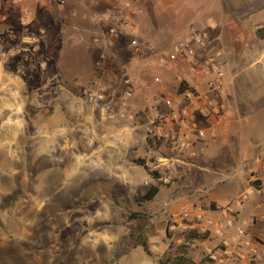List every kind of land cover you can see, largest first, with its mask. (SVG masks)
Listing matches in <instances>:
<instances>
[{
	"label": "rangeland",
	"instance_id": "374dc122",
	"mask_svg": "<svg viewBox=\"0 0 264 264\" xmlns=\"http://www.w3.org/2000/svg\"><path fill=\"white\" fill-rule=\"evenodd\" d=\"M52 1L58 10H72L76 2ZM90 1L82 8L94 18L103 9ZM35 2L27 0L25 8H37ZM199 2L196 10L202 17L189 19L187 10L174 23L161 10L151 11L155 24H174L181 32L185 28L171 39L156 37L155 43L148 33L142 38L125 32L124 13H113V8L112 15L119 18L99 23L103 45L101 39L88 49L66 44L64 35L61 40L56 33L45 49L0 62V264H171L178 256L186 264L264 262V233L250 238V221L233 215L227 217L233 225H227L205 191L217 180L218 170L238 160L240 140L252 157L249 163L256 164L259 157L264 164V147L258 153L255 146L264 140L258 123L240 129L234 122V146L219 152L214 147L228 138L230 121L248 114L246 97L264 108V92L256 95L243 84L248 76L264 80V39L256 35L264 27V0ZM14 5L0 0V15L14 11ZM37 21L49 26L43 16ZM27 23L24 17L23 29L29 32ZM110 28L121 32L117 38L109 36ZM192 30L205 43L204 51L197 50L201 72L193 74L187 63H160ZM133 39L141 49L136 54L127 46ZM25 43L36 48L38 41L32 36ZM209 58L217 72L207 70ZM152 70H162L167 81ZM216 78L219 87L211 96L228 106V121L211 136L207 123L197 119L205 137L185 131L190 145L180 152L181 145L165 137L169 110L157 101L171 99L179 109L190 106L186 92L196 97L210 82L215 85ZM181 82L187 85L183 93L178 91ZM84 92L103 94L104 100L88 101ZM249 168L248 179L259 183L253 197L264 201L259 169L253 164ZM150 186L158 187L156 196L141 200ZM209 219L218 227L200 231ZM136 230L145 236L151 255L136 245ZM225 249L229 254L223 261L210 258Z\"/></svg>",
	"mask_w": 264,
	"mask_h": 264
},
{
	"label": "crops",
	"instance_id": "0c3cea01",
	"mask_svg": "<svg viewBox=\"0 0 264 264\" xmlns=\"http://www.w3.org/2000/svg\"><path fill=\"white\" fill-rule=\"evenodd\" d=\"M10 1L16 4L14 5L15 10L8 11L6 9L5 12L0 15L1 63L10 62L15 58H17V60L18 58H25L26 50L32 51L38 49L41 51L45 49L47 47V42H55L53 35H56V33L61 36V40L64 35L63 37L65 40H63V42L66 44L79 45L82 48L88 49L93 43H96L101 39L99 44L103 45L106 41L105 36L103 35L105 32L100 29L99 23L101 21L112 22L113 18H119L112 15L113 8V13H115V11L124 13L120 14V18H124L126 21L123 25L125 32L138 33L142 38L144 37L143 34L148 33V37H151L155 43L161 36H166L171 39L175 34L174 32L179 30L176 29V27H173L174 24L170 27L166 26L164 23L162 26L155 24L154 13L151 11L156 14L157 10H161L164 16L173 21V23L180 17H186V14L182 15V13H186L187 10L189 11L187 15L189 19L195 15H197L195 17H202V13L199 14L200 10H196L197 7H200L199 1L201 0H130L132 4L130 11L125 10L123 2L126 0H91L90 3L96 1L95 3L100 4L101 9H103L97 17L95 16L94 18L91 10L86 11L82 8V5L87 3H85V0H75V6L72 10H65V8L58 10L52 0H36L33 6L37 5V8L34 7L33 9H30L29 7L25 8L27 0H7V3ZM66 3L67 5H70L72 4V0H67ZM105 6H109L110 8L104 10ZM193 11L194 14L192 13ZM40 16L47 18L49 26H46L45 28L38 23L37 18H40ZM208 16L205 12L204 17ZM24 17L27 18V24L30 28L29 32L28 30L25 31L23 29ZM143 25L147 28H144ZM184 29L182 32L179 31V33H184ZM118 32L121 33L120 31ZM49 35L52 38H50ZM32 36L37 38L38 44L36 48L32 46L30 47L25 43V41L28 43L29 38ZM142 47L147 48L146 45ZM30 59H32V57ZM152 71L156 75H161V78L165 82L167 81L162 70ZM251 77L252 76H248L246 82L243 83L245 89L249 88L250 91L256 95L263 94L264 80L260 81L258 78L255 80L253 77V79H251ZM231 89L235 91L234 85ZM234 97L235 96L233 95L231 100H234ZM244 101H246L245 104L248 107V114L242 116L241 119L238 118L237 120L228 123V138L223 145L219 143L214 145V147L218 149L217 152L226 150L227 148L231 149L232 146H234L235 141L232 138V135H234L232 133V125L234 122H237L234 126L238 125L240 129L249 123L253 126L258 123V127L264 129V119H262L263 121L259 120L260 116H264V108H259L255 103L251 104L248 97H246ZM231 106H234L233 103ZM242 146L243 144L240 140L237 145L238 154L236 158L238 160L228 166V168L224 166L221 170H218L215 174L217 180L208 184L205 191L210 194V200L215 202L217 208L216 212L219 214L218 217L220 219H223V213L228 209L231 210L233 212L231 215L234 217L242 219L243 221H250V229L247 235L250 238H256L257 236H260L261 233H264V230L258 229L259 224L264 225V201H261V199L256 200V198L253 197L256 190L253 187L251 180L248 179V171L250 169L249 166L253 164L254 167L259 169L260 174L258 175V178L264 183V164L260 163L259 157H256L254 160L256 164L249 163L252 157ZM255 146L259 148V150H257L259 153L263 150L264 140L256 142ZM202 176L205 178L207 177L204 173H202ZM203 183L204 185L206 184L205 182ZM236 201L239 202L238 205H236ZM259 264H264V262H260Z\"/></svg>",
	"mask_w": 264,
	"mask_h": 264
},
{
	"label": "built area",
	"instance_id": "2783aa9c",
	"mask_svg": "<svg viewBox=\"0 0 264 264\" xmlns=\"http://www.w3.org/2000/svg\"><path fill=\"white\" fill-rule=\"evenodd\" d=\"M61 3H63V1H61ZM124 7L131 10V1L126 0L124 3ZM108 34L111 38L118 37V31L116 28H110L108 30ZM127 46L135 54L141 51L139 43L134 39L130 40L127 43ZM197 50L204 51L205 43L201 35L195 33V31L192 30L184 38L183 41L175 45L173 49L164 57H161L159 62L162 64H170L173 67H176L181 63H187L190 71L193 74L198 75L201 72L202 64L199 63L198 59L200 55L197 53ZM205 66L208 71H218V67L212 58H209L205 61ZM220 75L221 74L219 73V75L217 76L220 77ZM216 79L215 85L214 82H210L208 84V90L204 93L197 95L196 97H194L193 94H191L190 92H186V96L191 100V105L186 106L182 109L175 107L171 99H163L161 101H157L160 97L155 95V100L157 102H161V104L169 110L167 116L165 117V122L169 123L168 132L166 133L165 137L171 139L174 145L180 144V152L182 151V148H186L187 150L190 145L189 138L187 137V135L184 134L185 131H189V133L195 134L197 138L205 137V130L197 126V119H202L207 123V131L211 136H214L213 130L215 129V127L224 125L228 121V117L230 116L228 106L218 100H215L211 96V92H217V87H219L217 83L220 81V79ZM154 82H159V79H154ZM186 90L187 89H185V91ZM83 95L88 101L94 100L102 103L104 100L103 94L84 92ZM126 95L129 96L130 93H127ZM173 129L177 130V133L173 132ZM238 203L239 202L236 201V205H238ZM230 212L232 211L228 209L225 213H223L222 217L226 219L227 225L232 226V219L227 218L231 215ZM198 218H201V216H198ZM211 226L218 227V223L209 219L201 224L199 230L206 231ZM237 230L239 234L243 235V230L241 228H238ZM217 232H219V230ZM236 237L238 238V236ZM237 238H234L233 240L237 241ZM228 254V249L220 250L215 252L214 254H210V258L217 261H223V257Z\"/></svg>",
	"mask_w": 264,
	"mask_h": 264
},
{
	"label": "trees",
	"instance_id": "16d2710c",
	"mask_svg": "<svg viewBox=\"0 0 264 264\" xmlns=\"http://www.w3.org/2000/svg\"><path fill=\"white\" fill-rule=\"evenodd\" d=\"M256 35L258 38L264 39V27L258 28L256 30ZM186 87H187V85L185 84V82H181L178 91L180 93H183L185 91ZM139 163H143V161H141ZM154 177L155 178L157 177L156 173H154ZM252 185L255 189H258L259 183H257V181H255L252 183ZM158 190H159L158 187L150 186L148 188L147 192L141 197V200L146 201V202L151 201L156 196ZM133 216L136 217L137 215L134 214ZM194 238H200V236L195 235ZM133 239L135 240L136 245L140 246L146 254L151 255V250H150V247L148 245V242H147L145 236L143 235V233L141 231L137 232V230H136V233L133 234ZM187 262H188L187 259H185L182 256H178L172 261L171 264H186Z\"/></svg>",
	"mask_w": 264,
	"mask_h": 264
}]
</instances>
